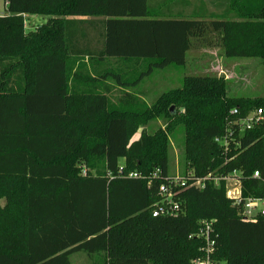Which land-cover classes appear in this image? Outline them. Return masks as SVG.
Returning a JSON list of instances; mask_svg holds the SVG:
<instances>
[{
	"label": "trees",
	"instance_id": "trees-1",
	"mask_svg": "<svg viewBox=\"0 0 264 264\" xmlns=\"http://www.w3.org/2000/svg\"><path fill=\"white\" fill-rule=\"evenodd\" d=\"M3 1L0 264H70L75 253L90 264H195L206 248L202 223L210 263L264 264V216L243 220L224 182L206 179L236 171L241 202L264 199V120L244 133L237 123L264 107V84L250 99L229 96L222 78L185 77L151 106L128 91L155 70L184 66L210 33L226 58L259 59L264 76V0H219L220 13L187 0ZM25 15L46 20L25 32ZM110 83L121 91L115 101ZM160 118L164 129L142 130ZM177 126L179 210L153 218ZM223 137L226 146L214 141Z\"/></svg>",
	"mask_w": 264,
	"mask_h": 264
},
{
	"label": "rangeland",
	"instance_id": "rangeland-1",
	"mask_svg": "<svg viewBox=\"0 0 264 264\" xmlns=\"http://www.w3.org/2000/svg\"><path fill=\"white\" fill-rule=\"evenodd\" d=\"M191 7L199 9L201 7L207 13H220L216 5L222 2L219 0H187ZM184 10L188 13L192 8ZM5 12L4 1L0 0V14ZM46 18L40 15H25L23 17L25 32L35 29L44 23ZM114 68H126L124 65L115 64ZM222 78L227 86V93L232 97L258 98L263 94V66L259 59L254 58H226L223 54L219 39L215 34H207L205 40H198L186 53V64L182 67L169 66L164 69L155 70L145 77L137 87L129 89L136 97L138 96L147 105L151 106L165 92L180 88L185 77ZM113 87L114 85L110 83ZM121 94L119 89L111 92V100L115 101ZM262 111L264 120V107ZM258 110V109H257ZM165 119H156L142 126V130L148 134L154 133L157 129L165 128ZM139 137V133L134 139ZM184 143L185 136L181 126L172 129L167 135L166 158L168 165V175L171 178L182 179L184 170ZM121 164V161H120ZM260 208V207H259ZM256 211H251L254 216ZM92 259L84 260L83 257L75 259V264H88Z\"/></svg>",
	"mask_w": 264,
	"mask_h": 264
},
{
	"label": "built area",
	"instance_id": "built-area-1",
	"mask_svg": "<svg viewBox=\"0 0 264 264\" xmlns=\"http://www.w3.org/2000/svg\"><path fill=\"white\" fill-rule=\"evenodd\" d=\"M232 115L236 114V111L231 112ZM260 121H262V111L260 109L249 113L244 119L240 120L238 123L239 126V133H244L245 131L251 130L254 126H256ZM214 141L218 144H222L224 146L227 145L228 139L227 137L223 138H215ZM122 172V167L118 169V173ZM159 174L158 170H156L152 177L155 178ZM128 178H138L137 174L131 173L128 175ZM253 178L258 179L259 173L254 172ZM206 179H211L214 184H218L220 181L224 182L225 186V193L226 196L234 201L235 205L242 204V212L241 216L243 220L246 221H253L257 214L264 216V199H246L243 202L240 200V176L236 171H233L231 174L226 175L224 177H210ZM205 179L198 180L195 182V187L197 189H201L203 187V182ZM165 184H161L158 187V195L161 198L160 204H157L155 209L152 211L151 216L153 218L157 216H171L177 214L179 210V206L176 202L173 201V190L177 187H182L184 185V180L179 178H171L170 176L167 177ZM149 186V183H148ZM260 207V208H259ZM251 211H256L254 216L250 215ZM204 225V231L202 232V236L206 242V248L204 250V257L202 260H196L195 264H212L209 261V255L212 252V242L209 240V225Z\"/></svg>",
	"mask_w": 264,
	"mask_h": 264
},
{
	"label": "crops",
	"instance_id": "crops-1",
	"mask_svg": "<svg viewBox=\"0 0 264 264\" xmlns=\"http://www.w3.org/2000/svg\"><path fill=\"white\" fill-rule=\"evenodd\" d=\"M0 15H1V14H0ZM23 17H24V16H23ZM110 97H111V94H110ZM137 98H138L140 101H142L141 98H139L138 96H137ZM2 205H3V200L0 199V206H2ZM80 257H83L84 260H88V259H89V257H88L87 255L83 254V253H75V254L71 255L70 258H69V260H70V264H75V259H80ZM90 263H91V262H89L88 264H90Z\"/></svg>",
	"mask_w": 264,
	"mask_h": 264
},
{
	"label": "water",
	"instance_id": "water-1",
	"mask_svg": "<svg viewBox=\"0 0 264 264\" xmlns=\"http://www.w3.org/2000/svg\"><path fill=\"white\" fill-rule=\"evenodd\" d=\"M170 110H172V107L170 108Z\"/></svg>",
	"mask_w": 264,
	"mask_h": 264
}]
</instances>
